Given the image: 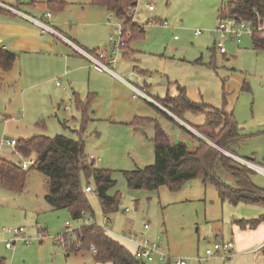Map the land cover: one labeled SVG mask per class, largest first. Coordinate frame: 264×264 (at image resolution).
I'll list each match as a JSON object with an SVG mask.
<instances>
[{
    "label": "rangeland",
    "instance_id": "obj_1",
    "mask_svg": "<svg viewBox=\"0 0 264 264\" xmlns=\"http://www.w3.org/2000/svg\"><path fill=\"white\" fill-rule=\"evenodd\" d=\"M2 1L41 20L51 0ZM56 1L62 2V9L52 11L49 21L64 37L77 40L91 52L113 49V42L119 40L121 20L102 8L89 6L90 0ZM227 1L136 0V8L130 11L131 24L134 33L143 28L144 34L119 50L110 69L144 89L166 113H170L169 103L162 101L178 96L183 89L188 100L203 110L211 106L232 114L240 140L231 150L234 154L221 152L232 162V156H238L264 166V51L254 49L251 37L244 36L240 44L227 39L226 54L218 52L216 26L223 20L220 12ZM0 11V24L2 19L20 21ZM44 36L53 43L51 51H12L17 60L3 77L6 86L0 90V158L25 164L27 172L22 194L0 188V264H98L91 251L71 253L55 242L65 233L66 223L76 231L87 220L131 254L135 249L126 233L155 240L171 256L197 264V255L214 243L208 233L223 227L233 212L239 208L263 211L262 207L243 204L235 208L220 199L213 184H203L199 179L176 191L166 186L153 191L130 189L123 173L154 164L155 125L171 144L184 143L192 150L197 142L162 115L155 104L137 95L133 99L130 89L109 75L72 72L71 61L63 59L77 56L59 39ZM76 98L87 102L85 123ZM182 119L194 138L211 145L195 130L204 123L202 113H186ZM135 120L139 123L134 124ZM140 120L146 121L141 124ZM35 136L82 139L87 160L93 157L94 167L109 171L115 181L108 195L120 196L117 211L103 215L92 180L88 182L92 192L86 194L90 211L82 219L73 220L66 209H51L44 199L46 178L33 168L36 156L22 159L16 148L6 145L7 141ZM233 164L237 167L236 162ZM215 175L224 185L235 187V180L220 166H216ZM250 179L255 186H264V177L251 172ZM83 186H87L85 181ZM144 223L149 225L145 233ZM18 228L24 229L28 245L12 242V236L5 232ZM198 244L201 251L192 254Z\"/></svg>",
    "mask_w": 264,
    "mask_h": 264
},
{
    "label": "trees",
    "instance_id": "obj_2",
    "mask_svg": "<svg viewBox=\"0 0 264 264\" xmlns=\"http://www.w3.org/2000/svg\"><path fill=\"white\" fill-rule=\"evenodd\" d=\"M62 5V2L51 1L47 3V8L52 13L61 10ZM90 5L103 8L121 20L123 37L130 35L123 48L135 36L144 34L143 29L134 33V25L131 24L130 11L136 8V0H90ZM220 18H233L256 27L264 21V0H228L221 9ZM251 41L254 49L264 51V32L253 35ZM16 60L15 53L0 45V87L3 76L12 69ZM162 102L169 103V112L180 119L186 113H202L204 123L195 130L211 145L198 138H194L197 144L192 150L184 143L171 144L165 132L155 125L154 164L135 172H124L128 187L153 191L166 186L170 191H176L184 184L199 179L203 184H213L222 201L233 205L245 203L264 206V189L252 183L251 171L237 164L238 168L233 166L235 162L219 151L220 149L234 154L231 150L240 140L233 115L211 106H206L203 110L188 100L183 89L179 90L178 96H168ZM76 105L82 112V122L85 123L87 102L82 103L76 98ZM140 121L143 124L146 120ZM136 123L139 122L135 120L134 124ZM182 129L192 136L190 132ZM82 132L83 129L80 133ZM15 148L22 159L36 156L33 168L46 178L47 191L44 199L53 210L66 209L73 220H80L83 212L90 211L85 188L90 187L88 182L92 180L103 215L106 217L117 211L120 196L108 195V191L115 186V181L109 171L96 169L94 161L87 160L82 139L35 136L17 141ZM216 166H220L235 180L234 188L224 185L216 178ZM26 174L21 165L0 158V188L13 194H22L25 191ZM83 181L87 186H83ZM261 223H264V214L254 220L239 222L243 228H256ZM76 245L79 246L78 249ZM65 248L71 253L91 251L98 264H141L135 260L133 254L95 225H84L73 233L72 238L66 237Z\"/></svg>",
    "mask_w": 264,
    "mask_h": 264
},
{
    "label": "built area",
    "instance_id": "obj_3",
    "mask_svg": "<svg viewBox=\"0 0 264 264\" xmlns=\"http://www.w3.org/2000/svg\"><path fill=\"white\" fill-rule=\"evenodd\" d=\"M0 9L4 10L8 13L19 15L24 17L26 20L30 21L33 25L39 28L41 36L43 35H51L56 37L57 39L67 43L71 48L81 54L84 58L88 60L90 65L98 70L109 72L114 75L113 71L110 69V66L115 63V57L117 56L120 49H122L125 45L126 40L129 36L123 37L122 27H120L119 32V40L113 42V49L109 52L99 51L98 53H89L81 48L77 47L75 44L71 43L65 37L60 35L57 31H55L49 24L48 19L50 18V13L45 14V16L39 20L32 18L30 16H26L22 14L20 11L11 8L0 2ZM149 11H152V7H148ZM264 32V21L258 26H253L247 22L237 21L233 18L225 19L220 21L216 26V33L219 35V40L216 42V49L221 55L226 54L224 48V42L227 39H230L237 44H240L242 38L244 36L252 37L256 33ZM199 32H196L195 35H198ZM124 38V39H123ZM130 88L134 92L135 96H139L147 101L152 102V100L146 95L144 89H139L129 84ZM16 142L14 140L7 141L6 145L15 147ZM234 161L241 167L246 168L254 174L260 175L264 177V166L258 165L250 160L242 159L238 156H232ZM90 160H94L93 157L89 158ZM23 170L26 169V165H21ZM92 192L91 187L85 188V193ZM127 213V210L125 211ZM84 212L81 214V219ZM85 225H90V221L87 220ZM149 229V225L144 223L143 232L145 233ZM7 234L12 236V242L23 241L26 245L29 244V239L25 236V232L23 228L6 230ZM75 231L70 230V225L66 223L65 233L58 239V242L61 246H65V238L73 237V233ZM125 238L134 246L135 251L132 253L135 260L141 264H149V263H158V264H187L186 260L178 259L176 257L171 256L161 244L157 243L155 240H151L146 238L141 234H132L126 233ZM6 248H11L10 244H6ZM79 246L76 245V249ZM234 251V243L231 240L227 241H217L214 242L211 248H206L201 255H197L195 261L198 264H210L212 261L221 260L227 262L232 257Z\"/></svg>",
    "mask_w": 264,
    "mask_h": 264
},
{
    "label": "crops",
    "instance_id": "obj_4",
    "mask_svg": "<svg viewBox=\"0 0 264 264\" xmlns=\"http://www.w3.org/2000/svg\"><path fill=\"white\" fill-rule=\"evenodd\" d=\"M51 1H48V2H51ZM53 1L58 2L56 0H53ZM0 2L11 7V8H13L12 6L4 3L2 0H0ZM17 6L21 7L20 5H17ZM89 6H91L90 2H89ZM92 7H94V6H92ZM14 9H15V7H14ZM16 10L20 11L18 8H16ZM4 12L7 13L8 16L19 19L20 21H18V20L11 21V20L2 19L1 24H0V45L3 47V49L11 51V52L12 51L13 52L14 51H25V52H33V53L34 52L37 53V50H39V49H40V51L45 50V49L49 50V51L52 50V47H53L52 41L45 38L48 36H44V35L41 36L40 30L38 27L33 25L30 21L26 20L22 16L14 15V14L8 13L6 11H4ZM47 13H50V12L48 11L45 14H47ZM107 13H109V12H107ZM22 14H24L26 16H30V15L25 14V13H22ZM45 14L43 15V17L45 16ZM50 15L51 16L48 19V24L55 31H57L60 35H62V33H60L58 31V29L55 27V25H53V24L51 25L49 20L52 19V14L50 13ZM32 18H34V17H32ZM65 38L86 52H89V53H98L99 52V51H92L91 52V51L87 50V48L82 46L77 40H75V39L73 40L71 37H68V38L65 37ZM59 41L65 45V47L67 48L68 51L70 50L72 52V54L77 56L74 58L68 57V58L63 59V61L66 63H67V61L68 62L71 61L70 65L73 68L72 72L85 71L86 70V71H88L89 75H91V73L93 74L95 72L100 73V74L101 73L107 74L110 77L117 80L118 82H120L121 84H123L124 86H126L127 88H129L130 91L132 92V94H134L132 89L128 85L129 82H127L125 79L117 76L116 73H114V72H113L114 73V75H113L109 72L101 71V70H98V69L92 67L90 65V63L88 62V60L86 58H84L81 54H79L77 51H75L73 48H71L67 43H65L61 40H59ZM101 51L109 52V50H101ZM36 53H34V54H36ZM90 70H92V71H90ZM129 84H131V83H129ZM5 86L6 85L4 83V78H2V86L0 87V90H1V88L5 87ZM136 88H138V87H136ZM132 98L135 99V94L133 95ZM141 99H143V98H141ZM143 100L146 101L145 99H143ZM152 103L155 104L159 108L158 111L162 115L169 117L181 129L184 128L185 130H187L186 123L181 121L180 118L174 116L172 113H166L165 110H162L153 100H152ZM185 115L186 114H184V116ZM134 116H135L134 119L138 118L137 115H134ZM184 125L186 127H184ZM190 137L194 139L193 135ZM9 147H11V146H9ZM11 148H15V147H11ZM257 187L260 188L259 186H257ZM260 189H264V186L261 187ZM225 202H227V201H225ZM227 203L229 205H232L235 208H238L239 205H242V204L246 205V206H249V205L255 206V207L258 206V207H262L263 211L246 210V208H239L238 212H233L230 215V217H228L227 223L223 224V227H221L220 229L214 228L213 230H211V233H208V234H209V236H212L211 240H213V242L231 240L234 243V251H233L232 257L230 258L229 261L224 262L221 260H216V261H212L210 264H264V223L259 224L256 228H249V227L243 228L239 224V222H241V221H250V220H254V219L259 218L261 215L264 214V206L260 205V204L239 203V204L233 205L230 202H227ZM246 206H244V207H246ZM207 238L208 237L204 238V240H207ZM207 243L209 244V242H207ZM200 251H201L200 250V244H198L196 250L193 249L192 254L197 255V253H199ZM167 252L169 253V251H167ZM203 252H202V254H203ZM194 256L195 255H192L190 257L195 258ZM194 262H196V261H194ZM197 264H198V262H197Z\"/></svg>",
    "mask_w": 264,
    "mask_h": 264
},
{
    "label": "water",
    "instance_id": "obj_5",
    "mask_svg": "<svg viewBox=\"0 0 264 264\" xmlns=\"http://www.w3.org/2000/svg\"><path fill=\"white\" fill-rule=\"evenodd\" d=\"M219 151H221V150H219Z\"/></svg>",
    "mask_w": 264,
    "mask_h": 264
}]
</instances>
